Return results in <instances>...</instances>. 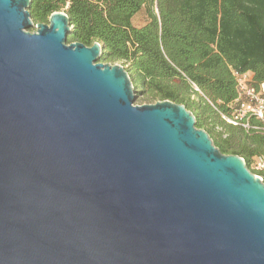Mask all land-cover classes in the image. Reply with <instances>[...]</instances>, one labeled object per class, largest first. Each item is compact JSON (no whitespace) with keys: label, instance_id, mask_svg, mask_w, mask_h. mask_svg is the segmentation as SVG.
<instances>
[{"label":"water","instance_id":"1","mask_svg":"<svg viewBox=\"0 0 264 264\" xmlns=\"http://www.w3.org/2000/svg\"><path fill=\"white\" fill-rule=\"evenodd\" d=\"M30 4L0 0V264H264L246 160Z\"/></svg>","mask_w":264,"mask_h":264},{"label":"trees","instance_id":"2","mask_svg":"<svg viewBox=\"0 0 264 264\" xmlns=\"http://www.w3.org/2000/svg\"><path fill=\"white\" fill-rule=\"evenodd\" d=\"M28 10L35 23L65 11L68 43L99 41L100 62L121 61L148 100L185 105L221 152L242 156L264 182V170L251 169L264 157V131L228 121L238 108L235 72L264 83V0H31Z\"/></svg>","mask_w":264,"mask_h":264},{"label":"built area","instance_id":"3","mask_svg":"<svg viewBox=\"0 0 264 264\" xmlns=\"http://www.w3.org/2000/svg\"><path fill=\"white\" fill-rule=\"evenodd\" d=\"M235 75L239 93L236 99L238 108L236 110V115L233 118H228V121L233 124H238L243 121L244 123L242 125L246 129L253 127L264 131V83L260 86L254 85L252 74L248 72H235ZM251 117L258 119L262 123V126H252L249 122ZM257 168L259 170H264L263 156L258 158Z\"/></svg>","mask_w":264,"mask_h":264},{"label":"rangeland","instance_id":"4","mask_svg":"<svg viewBox=\"0 0 264 264\" xmlns=\"http://www.w3.org/2000/svg\"><path fill=\"white\" fill-rule=\"evenodd\" d=\"M34 23H35V22H34ZM46 23H48V22H46ZM136 23H137V24L142 23V17H141V15L137 17V19H136ZM35 24H37V23H35ZM28 30H30V31H36L37 28H36V26H32V27L28 28ZM98 61H100V60H98ZM104 63H109V64H112V65H114V64H122V65H123V63H122L121 61H118V62H104ZM156 102H157V101H150V100H148L147 98H145V97H144L142 94H140V93H137V97H136V100H135V104L156 103ZM217 129H220V128L217 127ZM259 157H260V156H255V157H253V160H252V163H251V169H252V170H259V169L257 168V161H258V158H259ZM255 174H256V173H255ZM257 175H259V174H257Z\"/></svg>","mask_w":264,"mask_h":264}]
</instances>
